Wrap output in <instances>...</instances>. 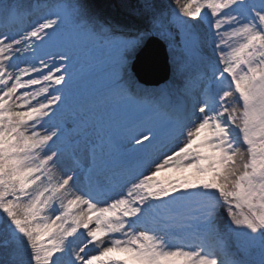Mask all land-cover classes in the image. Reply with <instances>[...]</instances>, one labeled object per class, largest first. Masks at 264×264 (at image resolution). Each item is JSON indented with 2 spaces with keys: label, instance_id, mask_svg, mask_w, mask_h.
I'll list each match as a JSON object with an SVG mask.
<instances>
[{
  "label": "rangeland",
  "instance_id": "obj_1",
  "mask_svg": "<svg viewBox=\"0 0 264 264\" xmlns=\"http://www.w3.org/2000/svg\"><path fill=\"white\" fill-rule=\"evenodd\" d=\"M117 2L129 9L126 7L127 0ZM10 7L0 3V23L5 21L7 13L13 8ZM262 7L264 5L261 0L253 2L241 0L240 3H236L235 0H214L212 6L205 5L211 14L205 9L203 16L211 29L212 22L218 29V34L214 36L221 48L218 59L220 64L217 66L219 75L217 74L218 78L214 80L216 83L214 88H209L206 85L208 82L205 81L198 87L199 89L193 91V96L187 93L186 97L193 104H190V117L186 126L181 127H184L183 129L178 126L175 118L173 122L171 121V112L168 114L157 112L151 107L152 103L139 102L135 94L119 89L118 84L120 85V82L124 84V81H119L118 78L122 68L131 58L126 55L118 38L106 42L105 47L90 46L85 44L84 37L79 38L76 32L67 30L65 36L58 39V42H63L68 48L62 54L61 50L55 53L51 49L47 53L49 55L39 61L35 55H30L28 63L33 64L35 69H28L21 54L27 44L23 38L26 29L0 30V141L15 140L11 142L18 148L22 145L25 148L27 145L31 146V152L25 153L26 160L21 168L26 178L17 185L22 196V202L18 205L22 211L34 214L36 227L40 228L42 237L58 246L60 256L56 264L84 262L78 243L83 241V233H89L94 227L88 223L96 220L94 209L99 203L90 201L87 198L88 194L101 198L103 194L112 195L105 203L106 213L114 221V229L120 230L121 233L113 237V231H110V234L104 235L96 242V252L93 258L86 262L87 264H106L105 260L108 257L103 256L112 247L137 248L139 244L143 247L150 243L161 251H173L175 246H182L177 244L176 240L166 239L159 233L130 230L128 223L132 221L125 213L122 214L128 212L124 205L129 200H138L134 194L138 188L135 184L138 182L143 181L144 184H140L141 186H146L148 192L157 191L158 195L159 192L167 193L170 189L175 191L179 183L186 179L177 175L178 170L189 165L199 163L203 175L212 173V170L206 168L207 162L211 160L212 168L216 169L214 166H218L220 156L225 151V144L227 143V148L229 145L232 147L235 145L236 134L233 132L238 133L239 138L242 137L251 150V169L244 173H254L251 178L255 183H261L264 179L259 175L264 172V103L261 102L264 99V75H261L259 69L264 68V64H261L264 56L253 54L249 58V53L264 51L261 47L264 43V13L260 11ZM249 8L252 14L249 13ZM226 9L230 11H225ZM135 10L133 8L131 11ZM222 12L224 15H219ZM12 13L13 10L8 15ZM253 15L256 17L255 20ZM56 19L58 21V17ZM49 20L53 19L48 16L40 17L35 22L39 28L26 31L34 37L33 31L38 30L36 40L31 43L32 45L36 43L32 52H37L38 49L41 51V48H47L54 43L50 42L54 40L55 24L51 25ZM180 22L179 36L187 49L186 52L188 54L199 52L197 42L193 44L191 40L193 34L187 29L184 21ZM43 24L50 27L49 31ZM257 24L260 25L259 28L256 27ZM44 29L47 32L43 31ZM213 32L216 30L213 29ZM162 33L164 36L159 35L165 39L167 45L171 44L172 42L165 37L171 36L170 30L164 28ZM43 66H46V71L42 69ZM254 68L257 69L255 73L252 71ZM224 72L228 73L227 77L224 76ZM220 76L222 81L218 80ZM209 77L213 78L211 75ZM229 84L233 85L230 88L236 95L230 94ZM30 86H33L35 91L42 90L40 93H33ZM81 91L93 95L80 98V95L77 97L73 93ZM213 95L215 100L212 102L210 98ZM95 97L105 99L98 107L99 112L91 105L92 102L95 107L100 104L99 100H94ZM176 97L179 102L182 101L181 95L177 94ZM27 98H35V101H27ZM76 98L83 100L76 102L74 101ZM236 99L238 101L232 103ZM88 102L94 113L92 116L81 113L82 110L89 108ZM72 106L74 108H71ZM205 108L204 115L201 111ZM71 109L74 110L71 113L73 115L65 114ZM121 111L122 116L116 119L117 122H109L112 115ZM62 113L65 115L62 116ZM225 113L230 124L224 123V119L227 118ZM54 116L55 121L50 122ZM139 117L144 120L140 123L139 130L136 128L137 125H132V130L129 131L124 128L125 120L136 124ZM34 118L43 126H36ZM67 124L70 125L69 129L63 131L62 128H66ZM179 129L180 131H177ZM204 129L212 130L211 134H203ZM229 131L231 136L228 135ZM220 133L222 137H226L224 142L219 137ZM100 135L102 137L104 135L105 142L100 159L96 160L98 176L93 183L97 185L87 187L86 183L81 181L80 173L84 163L89 159L87 150L92 147L93 142L100 139ZM249 136L253 143L249 142ZM76 150L84 152L80 154V162L73 159ZM148 154L151 157L147 162ZM102 160L117 161V166L121 168L127 164L134 173L127 175L126 170L121 172L112 166L102 169ZM109 170L120 178L118 183L113 184L114 189L109 185L113 183L110 182ZM69 186L74 188V192L71 193V202H66L67 209L62 212L60 206H63V201L60 198L57 203L55 193L60 192L64 195L63 192L68 190ZM236 190L242 192L243 188ZM160 194L162 200H159V205L165 209L166 214L169 209L172 211L175 209L181 214V218L177 219L176 216H171L175 221H161L173 238L176 234L187 232L189 236H200V244L216 249L219 237L226 240L222 250L228 253L231 262L264 264V238L259 235L253 236L244 230L234 231L232 230L234 226H231L229 221L228 234L227 231L217 234L218 229L212 220L219 205V193L215 189L197 185L174 195ZM230 198L229 204H234L233 212H249L242 196L230 195ZM238 201L241 202L240 207L237 206ZM252 202L257 209L261 207L256 201V196L252 197ZM129 203L132 204L131 201ZM3 208L7 209L8 205ZM79 210L83 212L80 213V217L77 215ZM137 213L135 210L132 212L135 220ZM174 213L177 214V212L171 214ZM157 222H160V219H157ZM213 233L216 234V239L206 237L214 236ZM148 237H151V240H148ZM169 245L173 247H168ZM121 255L123 254L119 252L110 254L113 258ZM144 255L150 256L151 250L145 249Z\"/></svg>",
  "mask_w": 264,
  "mask_h": 264
},
{
  "label": "trees",
  "instance_id": "obj_2",
  "mask_svg": "<svg viewBox=\"0 0 264 264\" xmlns=\"http://www.w3.org/2000/svg\"><path fill=\"white\" fill-rule=\"evenodd\" d=\"M152 2L156 5L157 19L155 21L152 20V14L146 13L141 7L142 0H127L126 7L129 9L120 6L117 0H0V3L13 7L11 9L13 13L0 23V28L6 30L30 26L32 21H36L34 19L47 14L53 19L49 20V23L55 24L54 28H57L56 39L64 35L67 30L83 34L81 37L85 36L89 40L88 44L104 47L106 42L118 38L126 55L131 59L149 34L155 32L163 35V29L167 28L171 36L165 37L172 42L169 46L172 67L169 80L162 85L142 86L137 90L135 87L141 84L131 70V59L122 68L118 80L124 81L121 85L123 90H127L132 95L135 94L140 101L154 103L151 106L153 109L160 108L162 112H180L188 119L191 111L190 104L193 103L186 97L187 93L193 96V91L196 88L199 89L198 87L205 81L203 77L207 75V72L211 70L210 72L215 75L218 71L216 64H218L221 48L214 36L218 34V31L213 32L203 16V11L199 17L191 19L180 16L173 0H152ZM213 2L214 0H189L192 10L197 13L205 8L206 4L212 6ZM58 8L60 9L56 12ZM133 8L136 10L131 11ZM179 20L184 21L191 34L197 37L199 52L195 54L186 52L187 49L179 36ZM56 47L53 46V49ZM229 91L234 93L231 88ZM177 94L182 96V101H178ZM237 101L236 99L232 103ZM236 140L233 147L228 149L225 146L218 166H214L216 169L212 168L211 160L206 165V168L212 170L213 176L218 177L217 183L221 184V187L215 188V191L219 193V205L212 217L218 226L217 234L221 231H229L228 219L223 212L228 207L231 209L234 207L233 203L229 204L230 195L226 200L223 198L224 193L231 192L239 177L251 169V150L248 143L239 137ZM11 141L15 140L0 141V239L7 238L11 241L7 249L0 247V261L4 264H52L55 260L56 264L60 256L58 246L42 237L40 228L36 227L34 214L22 211L18 205L22 202V196L17 185L26 178L21 168L26 160L25 153L31 152V146L27 145L25 148L22 145L18 148ZM202 176V171L195 167L194 178ZM6 205L8 208H3ZM215 235L212 238L216 239ZM218 238V244H221L223 240ZM217 254L224 256L219 252ZM225 262L229 264L228 258Z\"/></svg>",
  "mask_w": 264,
  "mask_h": 264
},
{
  "label": "snow or ice",
  "instance_id": "obj_3",
  "mask_svg": "<svg viewBox=\"0 0 264 264\" xmlns=\"http://www.w3.org/2000/svg\"><path fill=\"white\" fill-rule=\"evenodd\" d=\"M236 3H240L241 0H235ZM262 5H264V0H261ZM173 4L175 5L178 13L182 17H187L191 19H195L199 17L203 10L207 8H202L198 13L193 11L189 0H173ZM141 7L146 13L152 14V20L157 19V12L155 11L156 5L152 2V0H142ZM208 10V9H207ZM225 11H230V9H226ZM262 13H264V7L260 9ZM208 12H210L208 10ZM249 13H251V8H249ZM211 14V12H210ZM219 15H224V13H219ZM212 16V15H211ZM213 17V16H212ZM215 20V17H213ZM246 19V18H245ZM253 19L256 17L253 15ZM213 20V21H214ZM257 28L260 27L259 24L256 25ZM212 28L218 31L212 22ZM191 40L193 44L197 42V37L195 35L191 36ZM264 48V43L261 45ZM243 48V46H242ZM261 55L264 56V51L260 53H249V58L253 55ZM261 64H264V60L261 61ZM253 73L257 71L256 68L252 69ZM261 75H264V68L259 69ZM224 76H228L227 72L223 73ZM231 79V77H228ZM264 103V99L261 101ZM202 114H206V108L201 111ZM203 115V116H204ZM225 117H227V113H225ZM225 124H230V121L225 118ZM212 130L204 129L203 134H211ZM228 135L231 136V132H228ZM151 139V137H149ZM249 142L253 143L251 137H248ZM199 140V137L197 138ZM195 165H189L183 169L178 170L177 175L182 176L186 179L182 180L179 183V186L175 191L169 190L167 193H161L160 195H174L176 192L181 190H187L193 186L197 185H205L211 187L213 189L221 187V184L217 183L218 177H214L212 173H206L200 178H194L195 176ZM253 174L244 173L239 177V180L235 182V188L231 192H225L224 195L227 198L229 195H236L243 197V203L247 204L249 208V212H240L235 213L232 211L231 207H228L226 211V217L230 222L232 230L239 231L244 230L248 231L251 235L264 238V179L261 180L260 184L255 183V181L251 178ZM259 175L264 178V172L259 173ZM243 188V191H237L236 189ZM256 196V201L261 205L259 209L255 207L252 202V197ZM237 206H241V202H237ZM138 214V213H137ZM143 235V234H141ZM148 240H151V237H148ZM11 241L7 238L0 239V247L3 249H7L10 245ZM168 247H173L169 245ZM145 249L151 250L150 256H145ZM113 252H119L123 255L119 257H111L110 254ZM85 253V257H86ZM103 257H108L106 264H225V260L217 254V252H212L204 245H189L187 248L184 246H175V250L173 251H161L156 248L155 245L150 243L145 244L143 247H112L107 250ZM0 264H4L3 261H0ZM52 264H55V260L52 261Z\"/></svg>",
  "mask_w": 264,
  "mask_h": 264
},
{
  "label": "water",
  "instance_id": "obj_4",
  "mask_svg": "<svg viewBox=\"0 0 264 264\" xmlns=\"http://www.w3.org/2000/svg\"><path fill=\"white\" fill-rule=\"evenodd\" d=\"M140 82L157 85L170 77L171 63L167 43L156 34L148 36L131 64Z\"/></svg>",
  "mask_w": 264,
  "mask_h": 264
},
{
  "label": "bare ground",
  "instance_id": "obj_5",
  "mask_svg": "<svg viewBox=\"0 0 264 264\" xmlns=\"http://www.w3.org/2000/svg\"><path fill=\"white\" fill-rule=\"evenodd\" d=\"M251 2H253V0H251ZM4 6H8V5H5L4 3H2ZM10 7V6H9ZM11 8V7H10ZM11 12V10H9V13ZM245 12H246V10H245ZM9 13H7V17H5L6 19H8V17H9ZM247 13V12H246ZM5 19V20H6ZM2 23V22H1ZM28 26H20L18 29L21 31L22 30V28H27ZM5 28H7V27H5ZM10 28V27H9ZM0 29H2V28H0ZM10 29H6V31H9ZM24 30V29H23ZM46 55H48V54H46ZM159 85H162L161 83L159 84ZM154 103H152V105H153ZM157 112H160L161 111V109L160 108H156L155 109ZM152 113H153V111H152ZM172 113V117L173 118H177V117H179V113H174V112H171ZM181 114V113H180ZM144 121V120H143ZM184 121H185V123L187 122V120L186 119H184ZM142 122V121H141ZM140 122V123H141ZM139 126L141 125V124H138ZM75 185L73 184V187H74ZM76 187H77V185H76ZM68 188V187H67ZM78 188H82L81 186H78ZM72 192H74V188H72L71 186H69V188H68V190H65V192H63L64 193V195L63 194H61L60 192L58 193V192H56L55 193V200L57 201V203L60 201V198L62 199V201H63V206H62V209L65 211L66 209H67V206H68V203H66L67 201H70L71 202V193ZM74 200V199H73ZM84 211H86V210H84ZM80 213H83V212H81V210H79L78 211V213H77V215L80 217ZM90 224H93L91 227H93V228H97V229H100V227L98 226V225H96L97 224V222L96 221H91L90 222ZM89 225V224H88ZM101 232H103L104 230H100ZM78 246H79V248H80V251L83 253V252H85L86 250H87V245L84 243V241H79V243H78ZM76 249L78 250V247H76ZM75 249V250H76ZM76 250V251H77ZM79 251V250H78ZM77 251V252H78ZM88 255H90V253H87V257H86V259H88V258H90V256H88Z\"/></svg>",
  "mask_w": 264,
  "mask_h": 264
}]
</instances>
